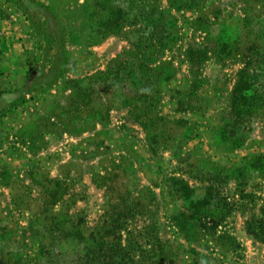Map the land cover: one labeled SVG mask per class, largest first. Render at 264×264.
Wrapping results in <instances>:
<instances>
[{
  "label": "rangeland",
  "instance_id": "obj_1",
  "mask_svg": "<svg viewBox=\"0 0 264 264\" xmlns=\"http://www.w3.org/2000/svg\"><path fill=\"white\" fill-rule=\"evenodd\" d=\"M136 40L167 65L159 100L120 89L96 120L75 84L112 98L99 74ZM261 100L264 0H0V264H98L107 240L129 264H264Z\"/></svg>",
  "mask_w": 264,
  "mask_h": 264
},
{
  "label": "trees",
  "instance_id": "obj_2",
  "mask_svg": "<svg viewBox=\"0 0 264 264\" xmlns=\"http://www.w3.org/2000/svg\"><path fill=\"white\" fill-rule=\"evenodd\" d=\"M149 30L150 35L153 37L154 34H156L155 30L146 29ZM66 29L64 31V38H63V31L60 33V38L58 39L57 34H49V32H45V38L49 40V51L53 48L57 47L59 48V51H63L65 49V42L67 39L68 34H66ZM161 34V33H160ZM98 34H90V38L87 39L91 44H97L99 43L104 37L107 36V34L102 35L101 37H97ZM170 33H166L164 37H160L159 43L161 46L166 47L169 42L173 41V38L170 37ZM151 37V38H152ZM145 41V40H144ZM134 46V48H133ZM146 47L145 54L140 57L139 53L141 50ZM154 48V47H153ZM152 47L150 45L141 44V41H133L132 42V48L129 50H125V52L119 57V59H116V66L115 67H109L105 72H101L99 75H102V79H105L108 82V87H112L114 96L112 95V98H106L104 101L99 100V102L96 104L91 98L88 97V95H83V92L85 94H90L91 92H97L96 88L94 86H82L81 82H77L75 84V95L77 98V101L85 102L91 107L92 117H94L96 120H103L106 118L108 110L111 108V103H113L121 93L120 91L122 89H125L123 92V103L128 104L129 102H138L143 100L145 103H147V106H154L157 104V101L159 100V87L160 83L166 81L169 77V72L167 71V65L166 64H160L155 67H151L150 65L153 64L157 57L155 56L154 50H150ZM156 51V50H155ZM161 51V50H159ZM157 53H160V52ZM192 52V50H191ZM65 53V50H64ZM58 59V69L59 74L62 73L64 66H66L67 63V56L63 54V57L61 56V53L56 55ZM164 69V70H163ZM35 75H37V71L32 69L29 71V80L32 79ZM40 75H44V72L41 71ZM59 77L56 76V80ZM100 76H96V79H99ZM138 78H140L141 83H138ZM138 83V85L130 88V86H126ZM126 86V87H124ZM121 89V90H120ZM116 92V93H115ZM115 99V100H114ZM92 100V101H91ZM262 102L258 105V111L260 115L264 116V100H261ZM263 109V111H262ZM141 115L139 114V117ZM146 121V120H142ZM59 225V224H58ZM63 228L61 231L64 232V237H82L84 232H81L80 230L75 231H69L65 226L61 225ZM249 230L258 238H260L262 241H264V214L262 217L257 219L251 226H249ZM114 236V240L116 239ZM117 240V239H116ZM121 240V237L119 236V239ZM118 244H115L111 240L102 241L100 242V253H103L106 255L103 258L100 259L101 261L98 262V264H129L133 263L131 262V257L127 259L125 255H129V250L126 246H122V244H119V241L116 242ZM99 244V243H98ZM125 252L126 254L124 256H121V254ZM108 259L107 262H104ZM128 260V262H127ZM93 263V261H88V264ZM97 262V261H95ZM86 264V263H85Z\"/></svg>",
  "mask_w": 264,
  "mask_h": 264
}]
</instances>
